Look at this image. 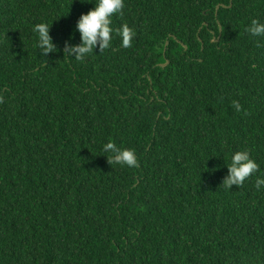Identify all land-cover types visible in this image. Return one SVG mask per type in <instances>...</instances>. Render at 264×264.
<instances>
[{
	"label": "trees",
	"instance_id": "obj_1",
	"mask_svg": "<svg viewBox=\"0 0 264 264\" xmlns=\"http://www.w3.org/2000/svg\"><path fill=\"white\" fill-rule=\"evenodd\" d=\"M93 7L0 0V264H264V0H124L130 47L64 56ZM244 149L259 170L227 189Z\"/></svg>",
	"mask_w": 264,
	"mask_h": 264
},
{
	"label": "clouds",
	"instance_id": "obj_2",
	"mask_svg": "<svg viewBox=\"0 0 264 264\" xmlns=\"http://www.w3.org/2000/svg\"><path fill=\"white\" fill-rule=\"evenodd\" d=\"M87 2L92 3L93 0H87ZM123 9L124 0H94V7L87 13H82L76 22L75 29L79 33L80 42L78 44L69 43L71 37L69 41H65L64 56L83 62L93 53L94 49L98 48L101 52L110 48L114 32L119 36L122 47H130L135 35L134 31L127 24L121 25L119 29L111 27L113 15L122 14ZM50 26L51 24L44 22L33 27V31L37 35L36 47L43 57L50 53H56L58 50L49 34ZM245 31L253 37H264V23L253 19L246 26ZM233 106L236 110L240 109L237 101H233ZM102 150L110 154L107 156L110 165L115 164L128 168L138 166L137 157L131 149L118 147L114 142L109 141L102 146ZM226 167L227 175L223 179L222 185L227 189L233 185L242 186L249 177L259 170V165L247 149L232 152ZM255 188L258 191L264 190V179L258 177Z\"/></svg>",
	"mask_w": 264,
	"mask_h": 264
},
{
	"label": "water",
	"instance_id": "obj_3",
	"mask_svg": "<svg viewBox=\"0 0 264 264\" xmlns=\"http://www.w3.org/2000/svg\"><path fill=\"white\" fill-rule=\"evenodd\" d=\"M218 7H219V6H218ZM218 7H217V8H218ZM164 65H165V64H164Z\"/></svg>",
	"mask_w": 264,
	"mask_h": 264
}]
</instances>
